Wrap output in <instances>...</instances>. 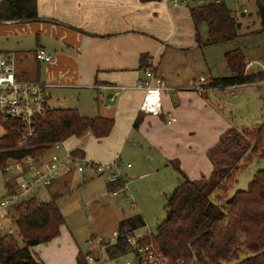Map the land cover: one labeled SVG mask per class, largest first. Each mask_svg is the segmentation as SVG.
<instances>
[{"label":"crops","instance_id":"0c3cea01","mask_svg":"<svg viewBox=\"0 0 264 264\" xmlns=\"http://www.w3.org/2000/svg\"><path fill=\"white\" fill-rule=\"evenodd\" d=\"M209 1L213 0H182L177 4L168 0H37V18L0 22V49L19 51L21 76L49 83L52 105L115 119L110 134L99 137L89 131L85 136H72L65 140L66 147H82L95 160H126L122 172L127 182L128 175L142 177L147 166L169 170L172 181L175 177L180 182L181 170L196 179L212 173L211 149L233 126L224 94L231 91L237 95V88L247 85H258L262 94V79L203 91L195 87L203 74L208 82L213 77L235 74L225 56L229 49L241 47L247 60H255L248 72L261 69L264 63V50L255 48L257 34L264 26L259 11L264 0H242L249 10L238 16L240 34L217 42H206V22L199 24L203 40L197 38L190 9ZM223 1L232 9L240 5L236 0ZM23 35L34 36L35 42L26 43ZM40 47L52 54L51 60L35 57ZM144 54L149 67L161 72L168 87L162 91L160 114L140 109L144 90L134 85L146 77L141 60ZM30 56L32 64L24 66ZM131 159L138 164L127 165ZM12 175L5 174V190L0 197L9 193ZM99 176L93 171L82 174L70 170L36 191L45 188L51 191L47 197L51 198L61 195V187L70 181L81 179L87 185ZM179 182L166 187L174 189ZM5 220L0 219V223ZM64 223L58 235L32 246L35 256L46 264H77V255L83 251L81 235ZM94 236L88 241L94 242ZM91 250L96 252L95 247Z\"/></svg>","mask_w":264,"mask_h":264},{"label":"trees","instance_id":"16d2710c","mask_svg":"<svg viewBox=\"0 0 264 264\" xmlns=\"http://www.w3.org/2000/svg\"><path fill=\"white\" fill-rule=\"evenodd\" d=\"M197 26V38L202 41L199 24L206 22V42H217L240 34L241 21L223 0H213L190 6ZM264 24V3L259 6ZM38 16L37 0H4L0 18L33 19ZM228 64L235 71L229 76L213 77L209 86H226L264 78L263 69L248 72L246 55L241 47L229 49ZM142 66L149 67L147 55ZM264 111V92L261 94ZM4 133L0 135V169L6 174L10 158L28 154L45 155L56 141L72 136L81 137L89 131L103 137L112 131L115 119L102 114L87 115L76 107H50L33 123V132L23 137L25 125L17 119L2 118ZM138 120L135 124H138ZM74 151L85 154L82 147ZM264 159V123L238 129H227L211 149L214 169L210 175L190 178L181 170L182 178L168 201V214L157 230L145 233L142 241L151 242L166 255L171 264H264V166L259 168L248 187L230 191L238 173L254 157ZM14 173L9 193L19 189ZM10 180V178H7ZM16 182V183H15ZM123 178L108 182L111 190L125 184ZM51 185V184H50ZM49 186V185H48ZM233 195L230 201L227 199ZM59 195L42 198L27 194L14 205L3 222L6 227L14 220L16 230L0 238V264H46L32 251V246L45 242L61 231L66 216L58 202ZM147 224L141 212L120 220L119 235L112 252H129L132 230ZM89 252L80 251L77 264H93Z\"/></svg>","mask_w":264,"mask_h":264},{"label":"built area","instance_id":"2783aa9c","mask_svg":"<svg viewBox=\"0 0 264 264\" xmlns=\"http://www.w3.org/2000/svg\"><path fill=\"white\" fill-rule=\"evenodd\" d=\"M4 0H0V4ZM177 4L182 0H168ZM234 10V14L239 16L249 10L242 0ZM20 18H0V22H19ZM35 57L40 60L49 61L52 54L45 48L40 47L35 50ZM20 53L15 49H0V118L17 119L25 125L23 137L26 138L33 132L35 119L51 107L49 102V92L47 81L34 78H24L21 76L19 67ZM255 63L254 59L247 60L246 67L249 68ZM261 69L264 71V63ZM208 84L207 77L203 74L195 82V87L203 91ZM235 85V84H234ZM144 90V96L140 109L146 113L160 114L163 111L162 91L166 87L164 77L154 66L146 69V77L138 80L134 85ZM127 86L122 85V88ZM212 87V86H209ZM114 96H111L113 100ZM172 118L174 116L172 115ZM171 118V119H172ZM65 147V148H64ZM52 151L40 157L28 154L21 158H10L6 164L9 173L20 175L19 189L7 193L0 197V219L10 216L12 208L27 194L37 190L40 186H48L64 173L70 170L79 172L93 171V173L105 176L108 182L125 179L122 166L126 163L123 159L95 160L86 154L74 151V148L66 147L65 141L54 142ZM127 165H131L128 162ZM125 184L112 190L114 193L126 191ZM134 203L131 195H127ZM16 226H4L0 223V238L6 233L15 232ZM145 231L134 229L129 235L131 258L126 260V264H171L168 255L163 253L154 241L144 242ZM115 240L119 235V230L115 229ZM102 240L104 237L99 236ZM93 240V238H90ZM88 258L93 259L92 254Z\"/></svg>","mask_w":264,"mask_h":264},{"label":"rangeland","instance_id":"374dc122","mask_svg":"<svg viewBox=\"0 0 264 264\" xmlns=\"http://www.w3.org/2000/svg\"><path fill=\"white\" fill-rule=\"evenodd\" d=\"M262 28V31L257 34L259 38L255 40L256 51L260 52L264 50L263 25ZM23 37L26 43L31 44L35 42L34 36L23 35ZM244 42H249V40L244 39ZM32 62L33 57L30 56L24 60L23 65L30 66ZM246 70H251V68L248 69L246 67ZM23 76L24 78L27 77ZM260 82H262L260 85L263 93L264 78ZM237 91V95L232 94L231 91H227L223 98L227 105L226 113L230 114L233 126L242 129L264 123L263 99L259 86H242L238 87ZM227 99L231 100V104L230 101L227 102ZM50 105L51 107L55 106L51 102ZM2 121L3 119L0 118V135L5 131ZM52 150L50 148L48 153ZM131 163H134L135 166L138 164L134 160ZM262 166H264V159L260 156H255L247 165L241 168L238 173V180L230 191L248 187L255 172ZM144 170L145 174L142 177L128 175V188L126 191H121L120 193H114L111 190L104 176H99V179L87 185H83V181L80 179V181H70L68 185L64 184L61 187L59 191L61 195H59L58 200L66 216L64 224L69 225L77 234L81 235L80 242L82 243L84 252H89L91 247H95L96 252L94 250L89 252L93 256V259H90L93 264H126V260L131 258L130 252H117L116 254L112 252L114 242L116 241L113 232L115 229H118L122 218L130 216L135 212H142L147 224L140 227V230L155 232L159 223L167 217L169 195L174 189H169L166 185H172L173 181H179H175V177L172 181V174L168 172L169 170L165 172L162 168L159 170L150 169V166H147ZM71 171L85 173L76 170ZM4 183L5 173L0 169V193L5 190ZM39 190H35L31 194L38 193L39 196L45 198L50 197L52 194L51 191L49 192L45 188ZM128 194L133 197L135 205H133L132 200L127 196ZM12 213L17 216L15 209ZM10 223L16 226L14 220ZM93 236L94 242H89L88 239ZM99 236L104 237V239L100 240Z\"/></svg>","mask_w":264,"mask_h":264},{"label":"water","instance_id":"95a60500","mask_svg":"<svg viewBox=\"0 0 264 264\" xmlns=\"http://www.w3.org/2000/svg\"><path fill=\"white\" fill-rule=\"evenodd\" d=\"M173 195H174V191H172V193L169 195V197L171 198ZM232 198H233V195H231V196L227 199V201H230Z\"/></svg>","mask_w":264,"mask_h":264}]
</instances>
